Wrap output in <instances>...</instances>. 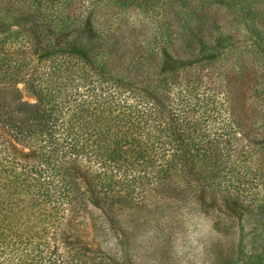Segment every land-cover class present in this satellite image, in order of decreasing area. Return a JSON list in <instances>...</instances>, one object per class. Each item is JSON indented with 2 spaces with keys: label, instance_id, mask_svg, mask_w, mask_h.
<instances>
[{
  "label": "trees",
  "instance_id": "16d2710c",
  "mask_svg": "<svg viewBox=\"0 0 264 264\" xmlns=\"http://www.w3.org/2000/svg\"><path fill=\"white\" fill-rule=\"evenodd\" d=\"M13 22L0 264H183L190 215L230 208L250 219L228 245L220 218L209 264H264V0H0Z\"/></svg>",
  "mask_w": 264,
  "mask_h": 264
},
{
  "label": "rangeland",
  "instance_id": "374dc122",
  "mask_svg": "<svg viewBox=\"0 0 264 264\" xmlns=\"http://www.w3.org/2000/svg\"><path fill=\"white\" fill-rule=\"evenodd\" d=\"M14 23L16 22H13L12 24H8L4 28H1L0 35H3L9 29L17 28V25ZM17 54L18 56L24 57L26 60H28L31 65H35L39 56L42 54V51L39 49V45L34 42V44H32L31 46V49H28L27 54L21 51ZM18 87L22 91L21 93L23 100L28 102L36 101V96L28 87L25 86L24 82H19ZM15 145L18 150H20V152L28 151L19 144L15 143ZM80 180L85 184L82 177H80ZM85 189L87 190L86 187ZM86 192V201L88 206L85 222L89 226L91 225L92 215H94L95 212H101V210L98 208L99 204L92 197L91 193L88 191ZM226 213L227 214H224L221 217L211 210H206L202 212L192 213V215H190L182 229L183 236L174 240V247L179 251L178 255H175L180 257V260H182L183 264H209V254L215 248L214 246L217 243H220V234L223 230L222 228H220V218H225V223H230L231 226L227 229V236L229 239L228 245L232 244V238H234V241L237 243L240 233L243 232V227L246 226L247 222L250 219V213L236 208H230ZM91 233L92 232H89L88 237L94 244V246H97V242L95 239H92L93 236Z\"/></svg>",
  "mask_w": 264,
  "mask_h": 264
}]
</instances>
